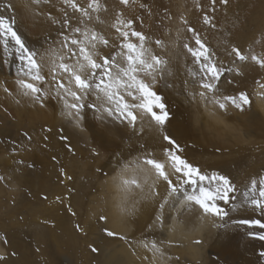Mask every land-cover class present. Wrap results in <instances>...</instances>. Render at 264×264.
<instances>
[{
    "label": "rangeland",
    "instance_id": "obj_1",
    "mask_svg": "<svg viewBox=\"0 0 264 264\" xmlns=\"http://www.w3.org/2000/svg\"><path fill=\"white\" fill-rule=\"evenodd\" d=\"M75 2L88 9L91 0ZM99 3L98 10L88 9L89 20L64 0H0V17L13 23L29 49L38 53V60L46 57L43 83L31 81L23 73L18 76L22 62L17 46L9 40L6 51L0 37V264H100L102 255L119 251L122 245L128 246L133 264H138V241L155 243L166 250L172 264H220L222 256L228 257V264H243L241 257L249 251L243 245L237 249L225 245L224 238L241 231L242 242L264 247V240L249 235L261 229L233 223L241 218L264 219L259 213L250 208L232 211L230 205L219 202L229 208V217L221 220L206 215L184 197L193 186L184 185L179 194L169 195L167 184L155 175L151 186L127 185L134 189L131 195L136 201L124 209L130 227L115 230L112 218L117 199L111 185L135 178H123V171L151 170L143 164L145 157L166 160L164 150L171 146L164 134L173 138L183 149L179 154L202 172H218L232 180L237 188L233 204L244 200L242 193L253 179L264 178V67L251 60L252 55L264 58V0H228L227 4L222 0H215V4L212 0ZM205 17L210 23H205ZM118 18L132 21L131 29L126 24L117 25ZM113 25L143 33L147 37L145 48L164 61L157 66L153 83L169 113L162 128L139 110L133 129L127 121L87 106L77 126L56 96L58 84H67L68 77L57 70L53 80L49 53L61 50L64 36L83 39L74 31L79 27L109 40L108 46L97 44L98 62L105 56L122 61L117 53L127 50L120 47L124 39ZM197 35L210 49L212 61L223 70L216 81L217 91L209 92L208 99L199 93L204 91L201 83L210 77L188 51V47H198ZM130 39L139 43L134 36ZM68 43L78 52L70 40ZM234 48L248 59H239ZM74 61L75 57L66 62ZM256 67L261 68L260 74ZM20 78L47 92L43 106L24 95L25 89L17 83ZM144 78L151 81V77ZM241 92L247 93L251 101L242 111L230 103L225 111L211 102L213 96L238 97ZM87 103H95V91L88 95ZM208 112L216 113L224 124L213 121ZM179 126L189 130L186 137L176 134L175 127ZM223 126L234 130L224 131ZM172 179L179 183L175 175ZM160 186L165 187L163 192ZM145 206L152 207L147 216L143 215ZM170 212L177 214L179 224L185 226L192 220L209 218L205 238L193 239L195 245L202 246L198 258H190L184 253V242L167 240L157 226L156 221H162ZM263 249L258 250L260 258Z\"/></svg>",
    "mask_w": 264,
    "mask_h": 264
},
{
    "label": "snow or ice",
    "instance_id": "obj_2",
    "mask_svg": "<svg viewBox=\"0 0 264 264\" xmlns=\"http://www.w3.org/2000/svg\"><path fill=\"white\" fill-rule=\"evenodd\" d=\"M121 2L127 5L130 0H121ZM64 3L81 12L89 20L91 16L88 9L95 11L100 8L99 0H91L88 9L80 8L75 0H64ZM212 3L215 4V0H212ZM222 3L227 4L228 0H222ZM116 23L117 25L126 24L131 29L133 22H126L118 18ZM205 23H210L208 17H205ZM113 26L116 27V25ZM116 30L124 39V43L120 47L127 50L117 53V56L122 57V61H117L114 57L108 56L102 57L100 62L97 61V44L108 46L109 40L95 31L82 30L76 27L74 31L80 33L83 39H70L68 36H64L60 45L61 50H53L47 57L51 65L49 70L53 73V80L56 79L57 70L67 74L68 77L67 84L63 82L58 84L56 96L63 102L66 115L72 117L77 126L83 120L82 112L87 106L95 108L97 112L102 109L109 117L119 119L121 122L127 121L133 129L136 128L137 110H139L143 114L150 115L156 124L162 128L169 119V113L166 104L163 102V97L154 90L153 83L156 79L157 66L163 64L164 61L145 48L144 42L147 37L143 33L134 30L131 32L124 31L120 27H116ZM189 31L195 32L194 29H189ZM131 36L136 37L139 43L131 42ZM0 37H3L6 51H9V40L14 41L17 46L15 50L22 62L17 75L23 73V76L30 77L31 81L43 83L45 76L41 73L45 66L46 57L40 56L38 60V53L29 49L21 35L15 30L13 23L2 17H0ZM69 40L71 46L78 49V52L69 46ZM195 43L198 46L196 48L187 45L185 47H188V51L200 64L205 75L210 77L209 80L201 83L200 86L204 91L199 93L202 98L208 99L207 94L209 92L215 93L217 91L216 81L220 79L223 70L212 61L210 49L198 35L195 38ZM233 51L239 59H248L238 48H234ZM73 57H75L74 63L66 62L72 60ZM251 60L259 64L260 67H264V58L252 55ZM145 76L151 77V81L146 80ZM17 83L22 89H25L24 95L31 96L35 101L41 102L43 106V99L47 98V92L44 89L23 78L18 79ZM261 87L264 88V84H261ZM93 91H95V103L89 104L87 97ZM211 102L225 111L229 103L241 111L245 105L251 103L245 92L239 93L238 97L231 95L213 96ZM63 138L66 139V137ZM163 138L171 146L164 150L166 160L160 161L152 157H145L143 164L150 166L157 179H162L167 184L171 190L169 195L179 194L184 185H191L193 186L191 192H184V197L187 202L198 205L206 215L221 220L229 217V208L223 207L219 203L223 202V205H230L232 211L250 208L253 212L264 217V178L253 179L248 190L242 193L244 200L238 205L233 204L232 201L236 199L233 194L237 188L228 176L218 172L211 174L202 172L199 167L191 164L179 154L183 149L173 138L167 134H164ZM173 175L177 177L178 184L173 182ZM124 183L140 186L135 178L124 180ZM160 207L163 209L164 204L162 203ZM233 223L247 226L250 229L264 230V219L241 218L234 220ZM108 235H114V233L108 232ZM249 235L264 240V231L249 232ZM93 251L96 249L94 248ZM261 256H264V252L261 253Z\"/></svg>",
    "mask_w": 264,
    "mask_h": 264
},
{
    "label": "bare ground",
    "instance_id": "obj_3",
    "mask_svg": "<svg viewBox=\"0 0 264 264\" xmlns=\"http://www.w3.org/2000/svg\"><path fill=\"white\" fill-rule=\"evenodd\" d=\"M222 10L226 11L227 8L224 7ZM258 67H256L258 70L256 73L260 74L261 68L259 69ZM214 112H208L209 117L218 124H221V125L224 124L221 117L218 116ZM222 129H225L224 131H229V132L234 130L230 126H223ZM188 131L189 130H187L183 126L182 127L179 126L177 127V129L175 127L176 134L181 137H186L188 134ZM151 133L154 134V132H151ZM129 175L135 177L140 185L145 184V185L151 186V184L156 180L154 172L149 169L148 170H138V171L133 170L132 172L130 171L121 172V176L123 178ZM111 188L115 190L116 199H117L113 207L114 208V211H113L114 213H113V218H112L113 226H114L113 229L121 230V231L128 230L130 227V223H129L130 219L127 215V212H125L124 209L131 208L132 206L136 204L134 197H132L131 195V193L134 192V189L125 185V183L122 180H119V182L113 183L111 185ZM164 189L165 187L162 186L160 188V192H163ZM148 194H149V191L144 195V197L148 196ZM151 210H152V207L145 206L143 208V215L147 216L148 214L151 213ZM140 221L141 222L138 221L139 222L138 224L142 223V220ZM156 224L158 227H161L164 233V236L167 238V240L173 241L174 239H179L181 242H184V245H183V250L185 251L184 253L187 254L192 259L198 258L199 252L202 250V246L195 245L193 243V239L205 238L204 233L207 232L210 227L208 217H205L199 221L197 220L196 222H193L192 220L187 226H185V225L179 224L177 214L175 215V213H171V212L168 215H166L165 219H163L162 221L157 220ZM240 232L241 231H235L228 238H224L225 245L232 246L233 249H237V247L240 248L243 245L245 249L249 251L246 257L240 255L242 256L241 258H242L243 264H264L262 262L263 260L262 258L264 256L261 258L258 256L259 248H264V247L262 245H256L255 242H245V243L242 242L241 238L243 236L241 234L243 233H240ZM234 234H237V235H234ZM153 245H155V247H153ZM135 246L137 249L138 257L140 259L138 264H172V261L170 260L169 255H167L166 250L162 249L155 243H145V242L143 243V242L138 241ZM227 259L228 257L222 256L220 259V264H228L229 262L227 261ZM100 264H133V258L131 257V253L128 249V246L126 247L122 245L119 251H114V252L108 251L107 254L102 255Z\"/></svg>",
    "mask_w": 264,
    "mask_h": 264
}]
</instances>
